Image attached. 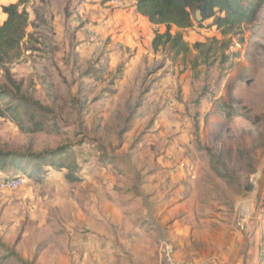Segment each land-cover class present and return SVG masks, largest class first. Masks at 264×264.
<instances>
[{"label": "rangeland", "instance_id": "obj_1", "mask_svg": "<svg viewBox=\"0 0 264 264\" xmlns=\"http://www.w3.org/2000/svg\"><path fill=\"white\" fill-rule=\"evenodd\" d=\"M101 5L25 4L28 35L0 69V90L13 88L9 70L44 109L7 111L5 95L0 150L70 149L51 159L61 169L27 158L28 175L0 170V180L23 176L0 187V264H136L154 247L168 264L162 244L176 220L187 236L171 242L187 264H243L246 252L264 264V7L235 34L181 30L191 51L173 60L166 47L139 56L120 45L117 5H105L114 31Z\"/></svg>", "mask_w": 264, "mask_h": 264}, {"label": "trees", "instance_id": "obj_2", "mask_svg": "<svg viewBox=\"0 0 264 264\" xmlns=\"http://www.w3.org/2000/svg\"><path fill=\"white\" fill-rule=\"evenodd\" d=\"M27 1L20 0L2 6V11L7 17L0 25V69L7 61L20 55L23 41L28 35L31 22L29 11L25 6ZM263 7L264 0H135V9L138 13L147 17L152 24L166 27L164 32L156 31L152 47L154 51L166 47L173 60L191 51V46L185 41L181 30L196 25L202 27L205 23H209L210 26L220 29L224 35L235 34L244 27L253 25L258 20ZM174 27L178 28V31L173 32ZM194 48L200 49L202 44L195 43ZM204 54H207L206 51ZM7 76L13 83V88L0 90V115H5L1 102L5 95L12 97L6 108L7 111H11L12 108L23 109L30 115L35 108L41 115L44 107L40 102L22 94L20 84L12 79L9 70ZM69 149L70 146L63 145L45 152L27 154L0 150V170L17 169L22 171L21 174L28 175L30 168H25L21 162L27 158L29 161L50 160L51 165L61 169L65 167L63 161L54 164L51 159L62 158ZM66 177L70 180L76 179L71 172Z\"/></svg>", "mask_w": 264, "mask_h": 264}, {"label": "crops", "instance_id": "obj_3", "mask_svg": "<svg viewBox=\"0 0 264 264\" xmlns=\"http://www.w3.org/2000/svg\"><path fill=\"white\" fill-rule=\"evenodd\" d=\"M20 0H0V25L4 22L7 15L3 13L2 6L9 5L11 3H17ZM98 4H104L101 5V20H104V26L107 27V25H110L112 30L114 31L113 25H114V16L120 18L121 20L119 23L117 22L116 27L118 25V28H115V30H118L117 41L120 43V45L124 46V48H129L132 50V52L136 53V55L141 56L142 50L145 49L146 44L148 45V49H151L152 47V40L155 36L154 28L160 25L152 24L147 17L141 15L138 13L135 9V0H125L123 6H117L115 13L113 12V15L111 12H108L105 5H111L113 4L111 0H94ZM104 6V7H103ZM127 6V7H126ZM82 9V5L80 7ZM116 219V218H115ZM115 221V220H114ZM129 223V222H128ZM132 225H128V228ZM147 225H142L141 222H139V225L136 226L137 230L135 228V231L137 233L139 232L143 237L146 239V244L150 245V241H154L156 239L155 235L153 236V233L147 232L146 227ZM134 227V226H132ZM173 230L170 232L171 236L170 238L172 240H176L177 238H182V240L186 239L187 231L180 226V222L178 220L173 223ZM132 229V228H131ZM127 231H131L130 229H127ZM137 234V235H140ZM169 238V239H170ZM171 240V241H172ZM170 240H168V243L171 247V254L168 258L166 256V253L163 250L164 257H167L168 264L172 263H186L189 258L186 256V254H180L176 251V247L174 244H172ZM181 242V240H180ZM176 243V242H174ZM125 253H131L130 251H124ZM134 253V252H132ZM134 262L136 264H163L161 261V253L160 250L157 253V248L154 247L152 252L149 253L148 256L143 257L141 253L137 252L134 254ZM127 263H129V259L127 257ZM165 261V260H164ZM244 262V261H243ZM126 263V264H127Z\"/></svg>", "mask_w": 264, "mask_h": 264}, {"label": "built area", "instance_id": "obj_4", "mask_svg": "<svg viewBox=\"0 0 264 264\" xmlns=\"http://www.w3.org/2000/svg\"><path fill=\"white\" fill-rule=\"evenodd\" d=\"M111 2L113 4H116L117 6H123L125 0H111ZM27 53H29V51ZM22 181H23V176H20V175L15 178L3 179V180H0V187L17 188L21 185ZM162 248L164 249L166 256L169 258L171 254V247L168 241L163 242ZM172 264H180V263H172ZM181 264H187V263H181ZM215 264H222V263L215 262Z\"/></svg>", "mask_w": 264, "mask_h": 264}, {"label": "water", "instance_id": "obj_5", "mask_svg": "<svg viewBox=\"0 0 264 264\" xmlns=\"http://www.w3.org/2000/svg\"><path fill=\"white\" fill-rule=\"evenodd\" d=\"M264 184H263V182L261 183V186H260V188H259V191H258V200H259V202L261 201V199H262V193H263V190H264ZM243 264H247V252L245 253V257H244V262H243Z\"/></svg>", "mask_w": 264, "mask_h": 264}]
</instances>
